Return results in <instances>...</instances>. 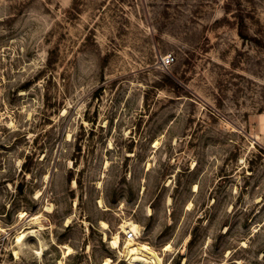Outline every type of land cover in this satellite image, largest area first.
Wrapping results in <instances>:
<instances>
[{
  "label": "rangeland",
  "instance_id": "374dc122",
  "mask_svg": "<svg viewBox=\"0 0 264 264\" xmlns=\"http://www.w3.org/2000/svg\"><path fill=\"white\" fill-rule=\"evenodd\" d=\"M124 220L264 264V0H0V264L118 263Z\"/></svg>",
  "mask_w": 264,
  "mask_h": 264
},
{
  "label": "bare ground",
  "instance_id": "6f19581e",
  "mask_svg": "<svg viewBox=\"0 0 264 264\" xmlns=\"http://www.w3.org/2000/svg\"><path fill=\"white\" fill-rule=\"evenodd\" d=\"M48 209H50L48 207ZM47 209V210H48ZM41 217L39 215L35 216L33 220H35L38 230H43L44 226L42 223H40ZM67 222L70 223V218H67ZM101 226H103L104 229H107L108 224L105 221L101 222ZM28 229V228H26ZM24 229V231L26 230ZM119 232L113 234L112 237H108L106 233H104V241L108 242L109 247L113 250H116L118 252V259L117 262L120 263L125 261L127 264H164L163 258L160 253H157L152 247H150L147 243L143 242L140 240L142 233H140V226L136 224L133 221L130 220H124L120 227H119ZM24 231L18 233L17 235V243L20 244L26 239V235ZM132 232L136 235V238L133 239H126L124 242L121 240V234H125L128 232ZM34 233V230L28 232V234ZM27 234V235H28ZM123 242V244L121 243ZM41 243V250L38 252L41 257V253L44 250V244ZM58 247L61 250L62 260L59 261V264H63V260L66 259V257L70 256L73 254V249L71 246L68 244L65 245H58ZM171 246L166 245L163 249V251H170ZM14 255L16 258L19 257L18 253L14 251ZM118 263H113L110 258H105L103 261V264H118Z\"/></svg>",
  "mask_w": 264,
  "mask_h": 264
},
{
  "label": "built area",
  "instance_id": "2783aa9c",
  "mask_svg": "<svg viewBox=\"0 0 264 264\" xmlns=\"http://www.w3.org/2000/svg\"><path fill=\"white\" fill-rule=\"evenodd\" d=\"M163 61H164L163 64L165 66H169L172 63L173 58H171L170 56H166L163 59ZM125 238L126 239H133V238H136V235L134 233H132V232L129 231L128 233H125Z\"/></svg>",
  "mask_w": 264,
  "mask_h": 264
}]
</instances>
